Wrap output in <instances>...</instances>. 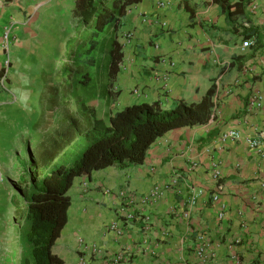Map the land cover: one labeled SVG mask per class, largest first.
<instances>
[{"label": "crops", "instance_id": "obj_1", "mask_svg": "<svg viewBox=\"0 0 264 264\" xmlns=\"http://www.w3.org/2000/svg\"><path fill=\"white\" fill-rule=\"evenodd\" d=\"M31 1L0 0V91L8 73L2 34L9 29L14 50L23 37L20 27L30 32L28 12L37 7ZM218 1L139 0L128 9L115 78L111 85L104 77L94 84L99 91L111 90L110 101L94 98L88 104L105 114L134 103L170 108L210 96L211 112L206 122L158 137L141 164L110 165L74 179L67 222L52 248L63 264H114L120 251L117 264H200L194 254L198 234L210 243L212 259L206 264H264V44H254L246 30L257 26L256 34L264 38V0H251L248 20L239 19L236 28H229ZM244 40L251 45L242 47ZM92 93L82 91L83 100ZM256 95L262 96L260 104L250 105ZM229 129L241 138L221 142L220 134ZM247 136L262 142L263 150L250 148ZM154 186L163 188L161 197L143 204ZM120 190L132 194L131 220L117 214ZM212 194L226 205L221 219ZM111 222L118 223L121 235L109 228ZM10 241V264H19Z\"/></svg>", "mask_w": 264, "mask_h": 264}, {"label": "trees", "instance_id": "obj_2", "mask_svg": "<svg viewBox=\"0 0 264 264\" xmlns=\"http://www.w3.org/2000/svg\"><path fill=\"white\" fill-rule=\"evenodd\" d=\"M137 1L74 0L73 45L68 42L66 51L68 64L80 71L81 77L71 79V87L77 93L74 109L62 117L57 134L42 142L41 151L30 159V169L23 174L20 197L25 215L21 230L27 254L21 249L19 264H63L52 248L67 222L71 201L68 191L76 177L110 165L141 164L158 137L173 128L200 124L209 118L210 96L198 103L181 100L170 108L159 102L134 103L116 111L109 109L105 114H99L88 104V99L94 98L110 101L111 90L99 91L94 84L101 77L113 82L122 54L120 35L124 18ZM250 2L218 1L229 28L238 27L241 18L248 20L246 8ZM246 30L248 38L255 39L254 44H264V38L256 34L257 26ZM89 66L90 73L86 70ZM87 88L97 94L93 92L91 98L83 100L82 91ZM79 140L83 144L74 148V155L60 163Z\"/></svg>", "mask_w": 264, "mask_h": 264}, {"label": "rangeland", "instance_id": "obj_3", "mask_svg": "<svg viewBox=\"0 0 264 264\" xmlns=\"http://www.w3.org/2000/svg\"><path fill=\"white\" fill-rule=\"evenodd\" d=\"M73 3L32 0L30 4L37 7L28 12L32 14L30 32L20 27L21 42L8 50L5 91H0V264H10L8 240L14 246L13 257L21 249L27 254L21 230L23 174L30 169V159L41 151L42 142L57 134L62 117L74 109L77 93L71 79L80 78L81 72L68 64L66 51L75 31ZM86 70L92 72L91 66ZM82 144L79 140L60 163Z\"/></svg>", "mask_w": 264, "mask_h": 264}, {"label": "built area", "instance_id": "obj_4", "mask_svg": "<svg viewBox=\"0 0 264 264\" xmlns=\"http://www.w3.org/2000/svg\"><path fill=\"white\" fill-rule=\"evenodd\" d=\"M158 4L163 5V3H161V2H158ZM9 33H10L9 29H5V31L2 34V40H3L2 46H3L4 53L6 54V64H5L6 67L8 66V63H9V61H8V50L10 49V47H9ZM133 36H134V33L130 32V33L125 35V38H126V40L131 41L133 39ZM249 45H251L250 40H244L242 42V47H244V48L248 47ZM163 61L166 62L170 67L174 65L173 62H169L168 59H166V58L163 59ZM162 77L165 78L164 76H162ZM261 99H262V96H260V95L252 96L250 98L249 104L250 105H259ZM240 138H241V134L239 132H237L236 130H233V129L226 130L223 133H221L219 136V139L221 142H226L228 139L237 140ZM243 139L246 141L247 145L250 148L256 149V151H258V152H261L263 150V144L258 139L253 138V137L251 138L248 136L244 137ZM214 174L217 175L218 171H214ZM177 179H178L177 175H175L172 178V181L175 182ZM85 186H86V183H84V187ZM162 193H163V188H161L159 186H154L144 197H142L141 202L143 204H145V203L154 201V200L160 198ZM201 193H202V190H200V189L196 190L190 199L191 203H193L196 199V196L201 194ZM118 198H119V205L117 208V214L119 216L123 217L125 220L133 219L134 213L132 210H130V205L133 202L132 194L128 191L120 190L118 192ZM212 201L213 202H219V197L217 194H212ZM226 210H227L226 205L223 202H219L218 203V210H217V218L218 219L223 218V216L226 213ZM184 215L187 216L188 212H186ZM109 228L111 230H113L117 236L122 234V229L118 225L117 222H111L109 224ZM196 240H197V245L194 249V254L197 258V261L200 264H206L207 262H209L212 259V253L209 250V246H210L209 240L206 238V236L204 234H198L196 237ZM79 242H80V244H82L83 240L79 239ZM84 249L85 250L88 249V251L92 254L97 253V251H98L97 248L93 247V246L88 247V246L84 245ZM122 257H123V251L116 253L113 257L114 264H117L118 262H120ZM80 260L83 263V258H81Z\"/></svg>", "mask_w": 264, "mask_h": 264}, {"label": "clouds", "instance_id": "obj_5", "mask_svg": "<svg viewBox=\"0 0 264 264\" xmlns=\"http://www.w3.org/2000/svg\"><path fill=\"white\" fill-rule=\"evenodd\" d=\"M120 36H121V35H120ZM93 107H94V106H93ZM94 108H95V107H94ZM95 110H97V109L95 108ZM99 114H100V113H99ZM84 183H86V186H87V182H83V183H82L83 187H84ZM86 186H85V187H86ZM85 187H84V188H85Z\"/></svg>", "mask_w": 264, "mask_h": 264}]
</instances>
